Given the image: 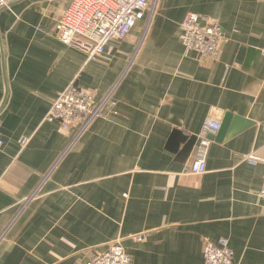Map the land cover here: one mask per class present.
<instances>
[{
  "label": "crops",
  "instance_id": "crops-1",
  "mask_svg": "<svg viewBox=\"0 0 264 264\" xmlns=\"http://www.w3.org/2000/svg\"><path fill=\"white\" fill-rule=\"evenodd\" d=\"M72 2L0 10V264H86L118 238L132 264H203L222 238L235 264H264V165L247 158L264 160V0H157L95 60L57 38ZM188 13L223 28L216 61L185 54ZM70 84L114 88L83 134L46 119ZM209 115L231 116L193 174Z\"/></svg>",
  "mask_w": 264,
  "mask_h": 264
},
{
  "label": "built area",
  "instance_id": "built-area-1",
  "mask_svg": "<svg viewBox=\"0 0 264 264\" xmlns=\"http://www.w3.org/2000/svg\"><path fill=\"white\" fill-rule=\"evenodd\" d=\"M16 1L0 0V10L9 8ZM156 1L152 4L149 0H73L57 21V38L66 45L84 50L89 60H95L104 54L109 43L125 40L146 12L154 15ZM179 26L185 54L197 53L212 61L219 58L227 37L218 22L188 13ZM260 52L264 56V47ZM113 92L114 88L102 100H96L94 96L70 84L57 95L46 119L59 122L62 128L76 126L77 134H83L93 122L105 117L107 109L115 108L117 103L113 99ZM220 130V119L209 115L197 134L195 159L190 166L193 174L206 172L213 138ZM21 143L24 147L27 140ZM3 146L0 120V149ZM247 158L253 162L262 161L264 165V160L257 156L250 155ZM260 196L264 198V180ZM143 238L142 235L133 236L136 241H142ZM203 259V264H235L234 252L225 238L207 242ZM86 264H132V258L122 239L118 238L107 251L96 254Z\"/></svg>",
  "mask_w": 264,
  "mask_h": 264
},
{
  "label": "water",
  "instance_id": "water-1",
  "mask_svg": "<svg viewBox=\"0 0 264 264\" xmlns=\"http://www.w3.org/2000/svg\"><path fill=\"white\" fill-rule=\"evenodd\" d=\"M230 116L231 115H227V117L224 119L223 125L221 126V131L219 132V135L223 134V132L227 129Z\"/></svg>",
  "mask_w": 264,
  "mask_h": 264
}]
</instances>
